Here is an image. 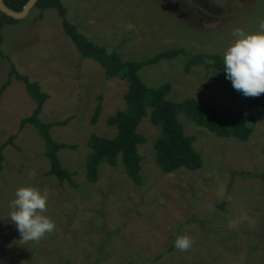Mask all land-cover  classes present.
Returning a JSON list of instances; mask_svg holds the SVG:
<instances>
[{
  "label": "rangeland",
  "instance_id": "rangeland-1",
  "mask_svg": "<svg viewBox=\"0 0 264 264\" xmlns=\"http://www.w3.org/2000/svg\"><path fill=\"white\" fill-rule=\"evenodd\" d=\"M66 19L79 33L123 61H142L165 49L191 55L218 54L234 39L236 28L255 31L264 22V0H62ZM55 10L32 8L14 25L1 29L0 87L13 69L37 83L47 95L40 120L69 119L51 128L56 142L76 146L58 153L73 174L72 186L46 176L49 168L37 131L21 119L35 108L21 81L11 77L0 98V264H264V108L248 111L231 83L208 62L183 71L184 57L160 61L139 72L151 88L171 85L168 98L209 99L218 109L243 111L255 118L246 142L218 138L196 128L183 115L178 121L195 136L202 167L163 174L152 148L159 128L148 118L137 131L147 138L138 147L141 183L134 184L118 158L114 167L98 168V179L85 177L91 134L112 139L108 117L123 110L127 84L105 80L101 67L81 59L64 34ZM101 113L90 123L97 97ZM47 190L46 212L55 224L38 242H23L6 217L18 187ZM178 236L192 245L174 247ZM173 245V250L168 251Z\"/></svg>",
  "mask_w": 264,
  "mask_h": 264
},
{
  "label": "trees",
  "instance_id": "trees-1",
  "mask_svg": "<svg viewBox=\"0 0 264 264\" xmlns=\"http://www.w3.org/2000/svg\"><path fill=\"white\" fill-rule=\"evenodd\" d=\"M2 2L6 8L18 13L22 11L28 0H2ZM34 8L40 11L55 10L61 19L60 23L64 34L72 42L80 58L89 59L98 64L103 71L105 80L119 79L127 84L124 109L117 111L106 120V124L115 129V136L112 139H107L91 134L88 139L87 145L90 152L85 158V177L88 182L95 183L97 181L100 164L105 163L114 167L120 158L126 176L136 185L141 183L142 157L138 153V147L146 144L148 140L137 129L145 118H148L151 125L159 128V135L153 141L152 148L156 164L163 174H170L179 169L196 172L202 167L201 155L193 148L196 137L185 135L183 125L178 121L180 114L196 128L203 129L218 138H232L239 142H246L251 137L256 121L252 115L230 108L218 109L212 105L209 99L186 98L177 102L172 101L168 98L171 92L169 83L151 88L139 76V72L145 67L156 65L160 61L184 57L183 71L186 74L192 68L210 62L214 69L225 77L222 56L218 54L191 55L182 48H173L157 52L142 61H123L117 52L108 51L79 33L77 26L66 19L67 11L62 5V0H38ZM17 22L18 20L0 12V43L2 27L14 25ZM13 76L24 84L26 93L35 104L31 114L20 120L18 131H21L26 125L32 126L37 131L43 142V155L49 164L45 175L54 177L60 184L67 182L72 186L73 174L62 166L58 153L63 150H74L76 146L56 142L50 133L51 128L64 126L69 119L55 123L42 122L40 114L48 98L47 95L40 91L37 83L30 82L26 76H20L13 69L10 71L7 81L0 87V98ZM236 92L245 100L248 111L264 108V94L258 97H244L238 91ZM100 101L101 96H98V103L90 120L92 125L97 123L100 116ZM14 138L15 135L9 136L0 146V171L3 161L2 152L6 146L12 144ZM172 250L173 245L168 251ZM165 255V253H160L154 256L149 264L158 262Z\"/></svg>",
  "mask_w": 264,
  "mask_h": 264
},
{
  "label": "clouds",
  "instance_id": "clouds-1",
  "mask_svg": "<svg viewBox=\"0 0 264 264\" xmlns=\"http://www.w3.org/2000/svg\"><path fill=\"white\" fill-rule=\"evenodd\" d=\"M233 40L222 56L225 79L232 88L244 97H258L264 94V22L255 31L246 32L236 28ZM48 200L47 190L32 186L18 187L10 202V213L6 216L25 243L38 242L45 234L55 229V224L44 215ZM192 245L187 236H178L174 247L186 251Z\"/></svg>",
  "mask_w": 264,
  "mask_h": 264
},
{
  "label": "water",
  "instance_id": "water-1",
  "mask_svg": "<svg viewBox=\"0 0 264 264\" xmlns=\"http://www.w3.org/2000/svg\"><path fill=\"white\" fill-rule=\"evenodd\" d=\"M37 1L38 0H28V2L23 7L22 11L17 13V12H13V11L9 10L8 8H6L3 5L2 0H0V12L5 14L8 17L14 19V20L19 21V20L23 19L32 8H34L35 3Z\"/></svg>",
  "mask_w": 264,
  "mask_h": 264
}]
</instances>
